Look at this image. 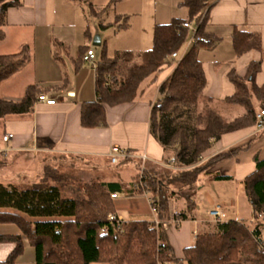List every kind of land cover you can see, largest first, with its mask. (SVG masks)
I'll use <instances>...</instances> for the list:
<instances>
[{"label": "trees", "instance_id": "1", "mask_svg": "<svg viewBox=\"0 0 264 264\" xmlns=\"http://www.w3.org/2000/svg\"><path fill=\"white\" fill-rule=\"evenodd\" d=\"M210 0H184L188 8L187 19H173L166 24H156L153 46L146 50H110L105 40L97 58L96 101L84 102L81 123L93 128L107 125V107L132 103L136 100L142 83L154 78L169 59L190 41L192 32L183 23L193 21L195 36L204 38L194 42L178 60L171 76L161 85L160 96L152 104L150 129L160 141L165 152V163L176 158L174 166L157 167L140 163L133 177L131 191L150 193L153 206L158 211V224L147 220L120 221L119 229L108 225V215L116 213L112 193L123 192L118 182L92 180L82 182L75 191L79 195L64 192L67 170L62 163L43 165L38 179L23 187L0 183V224L15 225L20 234H0V243H13L15 248L0 264H18L25 251L23 237L35 251V264H264V249L259 248L264 229V159L255 158L256 168L244 179L245 194L253 205L250 222L227 219L217 222L215 230L199 233L194 245L183 250V258L175 259L167 243L164 224L172 218L187 219L195 209L194 196L198 191L200 175L212 164L239 154L246 146L222 153L208 162H200L223 134L255 126L257 114L264 110V84L258 85L256 76L261 70L262 59L249 63L245 75L235 69L229 79L235 86L233 95L225 104L241 107L243 113L227 119L217 103L204 95L207 78L200 58V50H212L217 38L207 31ZM20 0H0V41L5 37L7 11L19 6ZM113 2L97 7L87 0V17L97 22L101 31L110 28L127 29L130 18L117 14L114 21H105ZM88 44L78 49L80 61L92 48L93 34L86 26ZM237 56L261 50L259 34L234 29L232 34ZM56 50L63 43L55 42ZM32 58L30 45L19 52L0 54V84L11 77ZM39 84L27 86L20 101L0 97V118L12 114L33 111L40 95L48 92ZM264 131V130H262ZM124 160H128L125 158ZM185 166V167H184ZM216 180H228L230 176L216 175ZM179 194L188 202L187 212L171 214L170 197ZM108 225L106 232L102 228ZM166 243L165 248L160 242Z\"/></svg>", "mask_w": 264, "mask_h": 264}, {"label": "crops", "instance_id": "2", "mask_svg": "<svg viewBox=\"0 0 264 264\" xmlns=\"http://www.w3.org/2000/svg\"><path fill=\"white\" fill-rule=\"evenodd\" d=\"M20 1L19 6H12L7 11L0 54L16 53L24 45H30L32 58L13 77L0 84V97L20 101L27 86L39 84L43 89L49 88L43 94L55 99L56 103L38 101L30 113L0 118V146L10 149L6 154L0 153V183L27 186L38 179L44 164L63 163V169L87 177L75 179L74 186H71L75 189L80 183L92 180L120 183L123 192L114 199L116 214L123 221L159 222L158 212L150 201L151 194L131 191L137 171L130 173L132 169L127 165L133 164L137 168L141 163L138 156L146 154L149 160L144 165L141 163L143 167L149 162L157 167H168L164 161V148L151 133L150 122L152 104L159 98L160 87L173 73L176 62L165 65L154 78L146 79L134 102L107 107V125L84 127L81 123L82 104L97 100L96 68L91 63L80 61L78 53L80 46L89 43L86 28L82 34L77 28L87 25V0ZM183 1L92 0L97 7L113 2L118 14L130 18V26L125 29L128 38L116 41L117 50L150 49L156 24H166L177 18L187 19L189 11L181 4ZM209 5L212 7L206 29L217 41L214 49H201L199 53L207 78L204 95L217 103L227 119H233L244 111L241 107L236 109L222 102L235 92V86L229 79L230 71L235 69L238 74L245 75L251 61L262 59L256 82L264 84V0H210ZM169 6L171 13L166 10ZM94 22L97 27L94 34H100L105 41V35L112 30L101 31ZM235 28L259 34L262 51L250 50L237 56L232 42ZM80 36L81 40L78 39ZM149 40L152 41L150 46L142 48L140 43ZM55 42L63 43V47L56 50ZM7 133L13 135L5 143L2 138ZM114 145L131 152L134 157L112 163L110 151ZM243 146L246 149L238 155L215 162L200 175L194 196L195 209L189 218H172L164 224L167 243L175 259L183 258V250L195 244L199 233L215 230L217 222L209 212L216 205L223 207L228 219L245 222L253 219L254 209L245 194L244 179L255 170V158L264 159V131L250 126L223 134L206 152L201 163ZM93 162L123 165L125 168L112 171L104 166L102 172L101 165H98V172L90 169ZM216 175L230 176V179L216 180ZM187 207L185 197L179 194L170 197L171 214L187 212ZM12 226L15 227L0 224V234L21 233ZM9 227L10 231H6L5 228ZM14 248L13 243L1 242L0 262H4Z\"/></svg>", "mask_w": 264, "mask_h": 264}, {"label": "built area", "instance_id": "3", "mask_svg": "<svg viewBox=\"0 0 264 264\" xmlns=\"http://www.w3.org/2000/svg\"><path fill=\"white\" fill-rule=\"evenodd\" d=\"M183 27L185 28H189L193 33L191 36L190 41L187 43V48L185 53L187 52V50L189 49V47L196 41H203L204 38L200 37V36H195V32H196V26L194 24L193 21H187L183 23ZM184 53V54H185ZM183 54V55H184ZM182 55V56H183ZM179 57V53L178 52H174L172 54V56L169 59H176L175 62L177 63L178 60L180 58ZM84 61L91 63V65L95 68H97V58H96V52L93 48L89 49L87 51V53L84 56ZM39 101L40 102H45L48 104H55L56 100L52 99L50 97H48L46 94H42L39 97ZM257 124L255 125L258 131H262L264 130V110H261L258 114H257ZM12 133H7L6 135L3 136L2 141L7 143L11 137H12ZM10 149L9 148H2L0 146V153L2 154H6ZM110 156H111V161L112 163H118L119 160L121 158H133L134 156L131 154V152L127 151V150H123L121 149L119 146L114 145L110 151ZM139 160L141 161V163L144 165L148 160V156L146 154L144 155H139L138 156ZM203 156H200V162L203 161ZM176 161L175 157H172L170 159V161L167 163L168 168H172V169H178L176 166H174V163ZM118 196L117 193H112V197L116 198ZM151 204H152V200ZM153 206V204H152ZM153 208L155 210H157L154 206ZM158 212V211H157ZM209 216L215 221V222H222L228 219V214L224 211L223 207L221 205H216L213 209L210 210L209 212ZM264 216L263 215H259L258 219H263ZM123 221L122 217L118 216L116 213H110L108 215V225L112 226V228L114 230H118L120 225L119 222ZM156 224H158V222H156ZM108 225L102 228L103 232H106L108 230ZM160 247L161 248H165L166 247V243L164 241L160 242ZM259 248L260 249H264V229H262V234H261V239L259 241ZM166 264H173L171 262L166 263Z\"/></svg>", "mask_w": 264, "mask_h": 264}, {"label": "rangeland", "instance_id": "4", "mask_svg": "<svg viewBox=\"0 0 264 264\" xmlns=\"http://www.w3.org/2000/svg\"><path fill=\"white\" fill-rule=\"evenodd\" d=\"M109 4V3H108ZM115 5V3H113V6ZM115 8V7H114ZM166 10H168V12L167 13H171V12H173V11H171V7L169 6V8L168 9H166ZM165 10V11H166ZM87 13V12H86ZM181 13V11H179L178 12V14H180ZM118 13L115 11V10H113V9H109L107 12H106V14H105V16H104V20L105 21H114L115 20V16L117 15ZM111 15V16H110ZM81 20H82V22L84 21V18H83V16H81ZM164 20V19H163ZM165 20H167V19H165ZM169 20V19H168ZM160 22H163V21H160ZM165 22V21H164ZM87 25H89V28H90V31H91V33L93 32V38L97 35V34H94V32L96 31V29H97V27H96V25H95V22H94V20H91V19H89L88 18V21H87ZM87 25H82L81 27L80 26H78L77 28H79L78 29V31L80 30L81 31V34H82V31L84 30V28H86V26ZM107 30H112L110 33H108L107 35H105V37H104V40H106L108 43H109V46H110V50L111 51H114V50H117L116 48V41L117 40H124V39H126V38H128V36L126 35L127 33H126V31L127 30H125V29H118V28H110V29H107ZM106 32V31H105ZM126 33V34H125ZM79 40H81V36H80V38H78ZM92 42H93V40H92ZM151 40H149V41H147V42H142V43H140L141 44V46H142V48H144V46H150L149 44H151ZM92 47H93V49H95V51H97V56H99L100 55V50H101V47H98V46H94L93 44H92ZM186 48H187V45H185L178 53H179V57H181L184 53H185V51H186ZM121 50V49H120ZM137 51H141L140 49H138ZM148 81V80H147ZM145 83V82H144ZM144 83H143V85H144ZM236 109H241L240 107H236ZM28 163H29V161H28ZM63 164V163H62ZM98 165H101V164H98V163H95V162H93L92 163V167L90 168V169H95L96 171H98L96 168H97V166ZM104 166H106L108 169H110V170H112V171H119V170H121L122 171V168H125V166H123V165H112V164H110V163H106V165H101V167H102V169H101V171L103 172L104 171ZM95 167V168H94ZM127 167L128 168H131L132 170L130 171V173H132V172H136V171H138V166H137V168H136V166H133V164H131V165H127ZM127 168V169H128ZM35 172V171H34ZM98 172H100V171H98ZM68 174H66L67 175V185H66V188L64 189V192H65V194H67V195H79V193L78 192H76L75 190L76 189H78V186H77V188L75 189V188H73V187H71L73 184V181L75 180V179H79L80 177L81 178H87L86 177V175H84V174H74L73 172H70V171H68L67 172ZM78 177V178H75V177ZM125 178H126V176H125ZM74 186V185H73ZM12 227H14V226H12ZM10 228L11 227H9V228H5V230L7 231V230H9L10 231ZM14 228H16V226L14 227ZM24 241H25V243H24V245H25V251H24V253L19 257V259H18V261H19V264H35V251H34V248L29 244V242L26 240V239H24Z\"/></svg>", "mask_w": 264, "mask_h": 264}, {"label": "water", "instance_id": "5", "mask_svg": "<svg viewBox=\"0 0 264 264\" xmlns=\"http://www.w3.org/2000/svg\"><path fill=\"white\" fill-rule=\"evenodd\" d=\"M92 44L94 46H98V47H101L102 44H103V41H102V38H101V35L100 34H97L94 38H93V42Z\"/></svg>", "mask_w": 264, "mask_h": 264}]
</instances>
